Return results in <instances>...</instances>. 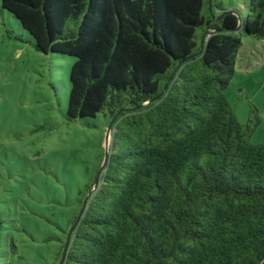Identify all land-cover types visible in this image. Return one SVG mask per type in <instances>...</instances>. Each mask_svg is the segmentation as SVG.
Listing matches in <instances>:
<instances>
[{"label":"trees","instance_id":"16d2710c","mask_svg":"<svg viewBox=\"0 0 264 264\" xmlns=\"http://www.w3.org/2000/svg\"><path fill=\"white\" fill-rule=\"evenodd\" d=\"M37 51L74 59L69 120H114L63 264H264V141L226 90L264 0H0Z\"/></svg>","mask_w":264,"mask_h":264},{"label":"rangeland","instance_id":"374dc122","mask_svg":"<svg viewBox=\"0 0 264 264\" xmlns=\"http://www.w3.org/2000/svg\"><path fill=\"white\" fill-rule=\"evenodd\" d=\"M213 4L245 14L243 0ZM243 43L226 95L242 125L258 110L256 145L264 141V41ZM73 62L37 51L0 1V264H56L86 186L103 167L109 116L66 117Z\"/></svg>","mask_w":264,"mask_h":264},{"label":"water","instance_id":"95a60500","mask_svg":"<svg viewBox=\"0 0 264 264\" xmlns=\"http://www.w3.org/2000/svg\"><path fill=\"white\" fill-rule=\"evenodd\" d=\"M113 123H114V120H112L109 124V127H108V130H107V142H106V156H105V161H104V164H103V167L101 168L99 174H98V177L94 183V187H93V190L97 188V185L99 183V177L104 169V166L107 162V159L109 157V145H110V139H111V135H112V131H113ZM87 201V198L85 200V202ZM73 228L70 230L69 232V235H68V238H67V242H66V248H65V252H64V255H63V258L61 259L60 263L59 264H63L64 263V259H65V255H66V252H67V249H68V246H69V242H70V237H71V232H72Z\"/></svg>","mask_w":264,"mask_h":264}]
</instances>
